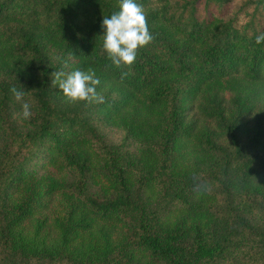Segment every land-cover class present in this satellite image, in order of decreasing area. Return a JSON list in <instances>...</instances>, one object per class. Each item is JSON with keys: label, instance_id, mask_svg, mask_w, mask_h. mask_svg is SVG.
Segmentation results:
<instances>
[{"label": "trees", "instance_id": "obj_1", "mask_svg": "<svg viewBox=\"0 0 264 264\" xmlns=\"http://www.w3.org/2000/svg\"><path fill=\"white\" fill-rule=\"evenodd\" d=\"M137 3L154 38L117 68L118 0H0V264H264V0L241 27ZM77 69L104 103L52 87Z\"/></svg>", "mask_w": 264, "mask_h": 264}, {"label": "clouds", "instance_id": "obj_2", "mask_svg": "<svg viewBox=\"0 0 264 264\" xmlns=\"http://www.w3.org/2000/svg\"><path fill=\"white\" fill-rule=\"evenodd\" d=\"M119 11L102 19V47L117 68L132 65L137 50L151 43L153 35L149 30L143 6L137 0H118ZM264 42V33L256 36V43ZM52 87H58L69 103H104L105 98L96 91L100 83L92 70L55 71L51 74ZM10 91L17 102L21 103L20 115L28 119L32 115L31 104L24 101L25 92L15 86Z\"/></svg>", "mask_w": 264, "mask_h": 264}, {"label": "rangeland", "instance_id": "obj_3", "mask_svg": "<svg viewBox=\"0 0 264 264\" xmlns=\"http://www.w3.org/2000/svg\"><path fill=\"white\" fill-rule=\"evenodd\" d=\"M154 1V0H152ZM169 6L180 11L183 6H187V13L194 8L195 14L204 17H218L221 19H231L237 26L253 20L254 23L262 21L259 10L256 9L257 0H168ZM189 2V3H188ZM156 5L161 3L155 2ZM260 8V7H259ZM104 135L107 143L117 144L121 142V132L115 129H105ZM2 134L0 130V141ZM264 193V191H263Z\"/></svg>", "mask_w": 264, "mask_h": 264}]
</instances>
